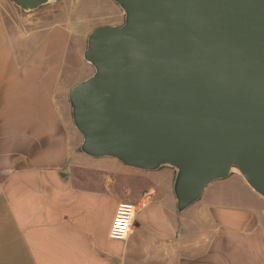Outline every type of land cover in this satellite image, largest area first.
<instances>
[{
    "label": "crops",
    "instance_id": "crops-1",
    "mask_svg": "<svg viewBox=\"0 0 264 264\" xmlns=\"http://www.w3.org/2000/svg\"><path fill=\"white\" fill-rule=\"evenodd\" d=\"M74 9L57 1L24 13L0 0V264H264V199L238 175L242 185L220 181L203 210L179 214L172 169L81 153L67 91L91 74L82 52L103 24L81 26ZM102 17L123 18L117 6ZM147 195L125 239H111L117 205Z\"/></svg>",
    "mask_w": 264,
    "mask_h": 264
},
{
    "label": "water",
    "instance_id": "water-1",
    "mask_svg": "<svg viewBox=\"0 0 264 264\" xmlns=\"http://www.w3.org/2000/svg\"><path fill=\"white\" fill-rule=\"evenodd\" d=\"M111 1L123 21L88 33L67 91L81 153L172 169L179 214L232 174L264 199V0Z\"/></svg>",
    "mask_w": 264,
    "mask_h": 264
},
{
    "label": "rangeland",
    "instance_id": "rangeland-1",
    "mask_svg": "<svg viewBox=\"0 0 264 264\" xmlns=\"http://www.w3.org/2000/svg\"><path fill=\"white\" fill-rule=\"evenodd\" d=\"M59 3H64L69 6H73L76 11L74 17L79 21L81 26H85L87 22L90 24H94L96 26L99 24V22L103 25H111L107 24L109 22L108 19H103V15L107 10H116V6L110 1V0H59ZM119 22L118 24L122 23V20L117 19ZM101 26V25H97ZM96 26V27H97ZM95 28V27H94ZM80 51V46L78 45L77 41L74 40L70 42L67 54H66V61L68 62L67 65V70H76L78 69L77 65L74 63V60L79 57V52ZM65 71V69H64ZM92 72V68H91ZM77 83V82H76ZM61 89L65 88V83L61 82ZM220 181H224L223 183H228L230 184L231 182H238L239 184H243L241 179L232 174L229 176V178H225L222 180L215 181L211 183L202 195V197L195 203L193 206H191L187 211L189 213L192 212H197L198 210H203L202 206L205 202L212 200L213 199V194L214 198L219 197V195H216L218 191L223 190L222 188L225 186H221L222 183ZM225 189H230L233 190L232 187L225 188ZM217 191V192H216ZM202 205V206H200Z\"/></svg>",
    "mask_w": 264,
    "mask_h": 264
},
{
    "label": "built area",
    "instance_id": "built-area-1",
    "mask_svg": "<svg viewBox=\"0 0 264 264\" xmlns=\"http://www.w3.org/2000/svg\"><path fill=\"white\" fill-rule=\"evenodd\" d=\"M148 200H149V196L147 195L145 197H142L136 203H124V202L119 203L117 205L112 223L109 228V237L115 240L125 239L130 229V224H131L133 214L136 211L144 209L148 203ZM118 218L125 219L127 221V224L123 231L117 230L114 232L113 228Z\"/></svg>",
    "mask_w": 264,
    "mask_h": 264
},
{
    "label": "clouds",
    "instance_id": "clouds-1",
    "mask_svg": "<svg viewBox=\"0 0 264 264\" xmlns=\"http://www.w3.org/2000/svg\"><path fill=\"white\" fill-rule=\"evenodd\" d=\"M126 224H127V221L125 219H120L118 218L115 225H114V228H113V231H123L126 227Z\"/></svg>",
    "mask_w": 264,
    "mask_h": 264
},
{
    "label": "flooded vegetation",
    "instance_id": "flooded-vegetation-1",
    "mask_svg": "<svg viewBox=\"0 0 264 264\" xmlns=\"http://www.w3.org/2000/svg\"><path fill=\"white\" fill-rule=\"evenodd\" d=\"M122 21H123V18H122Z\"/></svg>",
    "mask_w": 264,
    "mask_h": 264
}]
</instances>
